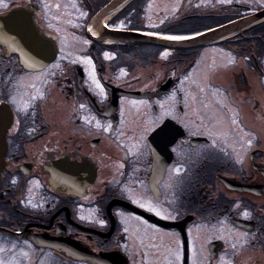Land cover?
<instances>
[{"label":"flooded vegetation","instance_id":"1","mask_svg":"<svg viewBox=\"0 0 264 264\" xmlns=\"http://www.w3.org/2000/svg\"><path fill=\"white\" fill-rule=\"evenodd\" d=\"M111 1L0 0L1 264H264V0Z\"/></svg>","mask_w":264,"mask_h":264},{"label":"water","instance_id":"2","mask_svg":"<svg viewBox=\"0 0 264 264\" xmlns=\"http://www.w3.org/2000/svg\"><path fill=\"white\" fill-rule=\"evenodd\" d=\"M124 1L125 0H112L105 8H103L98 14H96L93 20L100 22L101 19L105 15L117 9L119 5H121ZM24 31H27V29L24 28L20 32L22 37H23ZM231 31H232V25L227 24L215 30L198 35L194 38L180 40L177 42L168 41L165 39H160V38L152 37V36L145 35V34L126 33V32H118V31H108L109 33H107L105 37L109 39H116V40H127L128 42H131L134 44H155V45L166 46L168 43L170 44L172 43L175 48L191 49V48H198V47H202L205 45H209L221 39L222 37H225L226 35L231 33ZM26 38L28 40H31L34 37H32L30 33L28 32V34L26 35ZM36 39L38 40L39 37L36 36ZM24 41H25V44L28 45V42L26 40ZM24 48L25 47H22V49ZM52 48L53 47L51 44L47 43L43 38L41 39L38 45V49L41 55L35 60L36 65L38 67H43L44 64H46L48 61L52 59V55L54 52ZM2 145H3V140H2V136H0V172H1ZM149 218H152V217H149ZM31 239H32L31 241L36 245L50 246L58 250L66 251L67 254L73 255L74 257L80 260H85V261H88L94 264H102V259H101L102 257L83 256L84 254H86L85 252L83 254L80 253L77 255V252H74L71 249L67 250L66 248L59 246L57 241L53 239H43L41 237H35Z\"/></svg>","mask_w":264,"mask_h":264},{"label":"snow or ice","instance_id":"3","mask_svg":"<svg viewBox=\"0 0 264 264\" xmlns=\"http://www.w3.org/2000/svg\"><path fill=\"white\" fill-rule=\"evenodd\" d=\"M170 38H172V39H182L183 37L174 36V37H170ZM153 210H155V209H153Z\"/></svg>","mask_w":264,"mask_h":264},{"label":"rangeland","instance_id":"4","mask_svg":"<svg viewBox=\"0 0 264 264\" xmlns=\"http://www.w3.org/2000/svg\"><path fill=\"white\" fill-rule=\"evenodd\" d=\"M2 239H3V238L0 237V240H2ZM2 261H3V259H2L1 255H0V264L2 263Z\"/></svg>","mask_w":264,"mask_h":264}]
</instances>
